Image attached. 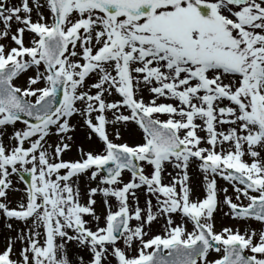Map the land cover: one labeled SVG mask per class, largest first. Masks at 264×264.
Masks as SVG:
<instances>
[{
  "label": "snow or ice",
  "instance_id": "obj_1",
  "mask_svg": "<svg viewBox=\"0 0 264 264\" xmlns=\"http://www.w3.org/2000/svg\"><path fill=\"white\" fill-rule=\"evenodd\" d=\"M9 39L0 43V137L13 131L8 144L0 139V198L13 175L26 187L16 207L0 202L6 227L17 231L0 264H74L69 243L89 253L88 264H111L109 256L115 264H264V0H0V41ZM114 94L120 99L109 101ZM74 117L102 150L78 148L80 159L67 160ZM115 123L137 125L142 142H114L108 125ZM193 162L202 199H192ZM166 166L176 170L168 183ZM83 174L97 182L86 203L77 183ZM217 177L233 195L218 189ZM219 204L262 228L216 231ZM158 217L160 234L148 236Z\"/></svg>",
  "mask_w": 264,
  "mask_h": 264
},
{
  "label": "rangeland",
  "instance_id": "obj_2",
  "mask_svg": "<svg viewBox=\"0 0 264 264\" xmlns=\"http://www.w3.org/2000/svg\"><path fill=\"white\" fill-rule=\"evenodd\" d=\"M12 2H13V3H16L17 0H12ZM40 2L43 4V0H40ZM30 3H31V0H30ZM41 10L45 13V15H47V9H46V8H42ZM36 18H37V17H36V12H35V8H34V11H33V20H35ZM27 34H28V33L26 32V33H25V37H24V40H25V44H26V46L28 45V41H29V38L27 37V36H29V35H27ZM5 42H7V43H9V44L12 43V42L10 41V39L7 40V41H0V43H5ZM91 80H92V82H91ZM89 82H91V83L95 82L94 77H93V78H89V79L87 80V83H86L87 85H85V88L88 87V84H91V83H89ZM112 97H115L116 100H119V99H120V97H119L118 95H115V94H114ZM109 101H112V100H109ZM145 102L147 103L148 101L145 100ZM161 102H163V100H160V99L157 100V103H161ZM172 102H173V101H172ZM174 102H175V101H174ZM163 103H164V102H163ZM122 111H123L125 114H128V113H127V110L122 109ZM94 115H95V114H94ZM106 115L108 116L109 119H112L111 113H106ZM76 118L79 119V120L77 121V123H78L83 129H85V130H87V131L89 132V130L87 129V127H86V126H83L82 123L80 122V118H79V117H74V119H76ZM161 118L163 119L164 117H161ZM74 119H72V120H74ZM71 122H72V121H71ZM198 122H199V121H197V123H198ZM72 123L75 124L74 122H72ZM111 125H113V126H116V125H118V126H123V127H125V128L131 126V127L136 128V129L139 131V137H133V136H132V139H128L126 135H124L123 133H121L120 130H118L119 133H120V139H119V140H116V138H115V132H116L117 130H112V129H111L110 132H109V129H108L109 137H110V139H112L114 142H116V143H128V144H130V145L142 142V132H141V130L138 128V126L135 125L134 123H129V124H127V125L122 124V123H115V124H111ZM108 126H110V125H108ZM16 127H17V128H20V127H22V125L18 122L17 125H16ZM12 131H13L12 127L7 128V132L5 133V135H4L3 137H0V139H3V140H4L5 144H8V143H9L7 137H8V135H10V134L12 133ZM87 131H86V132H87ZM198 132H199V130H198ZM70 135L72 136V141H71V143H72V147H71V149L67 152V154L63 156V159H67V160H77V159H80V154H79L78 148H83V145H82L81 143H85V144H86L87 141L85 140V141H82V142H81V140L78 139V138L75 136V133H74V132L70 133ZM200 135L203 136L204 133L201 132ZM93 137H94V135H93ZM93 137H92V139H94V141H95L98 145H100V142H99L98 140H96L95 137H94V138H93ZM55 139H56V138H55L54 136L51 137V138L49 139V143H52ZM26 146H27V145H26ZM98 148H100V147H97V146H94V147H93V146H92V147H88V146H86V147H84L83 149H84L85 151H88V150H99ZM101 150H102V149H101ZM197 164H198V162L194 163L193 166H194L196 172H198V173L201 174V172H200L199 169H198ZM144 167H145V174H148V172L150 171V166L145 165ZM175 171H176V170H174L171 166H166V168H165V173H164V180H163V182H164V183H168L170 177H168L167 173H168V172H172L173 175H175ZM80 178L83 179V180H87V181H89V182H94V181H92V180L89 179L88 174H83V175L80 176ZM123 178H124L125 181H127L128 179H130V174L125 173ZM192 178H193V176L190 178V181H189V186H190V187H191V185H192V183H193V179H192ZM12 179H13V180H16V182L21 186V190H22L21 193H22V196H23V198H24V196H25V193H24L25 185L23 184V182L21 181V179H20L18 176H16V175H13V176H12ZM199 180H200V182H201V185L199 186V184H198V186H197L198 194H197V196H194V195L192 194V199H194V200H195V199H202V198L204 197V195H205V193H204V188H203V184H202V180H203L202 174H201V177H199ZM195 181H197L196 178H195ZM220 185H222V187H227V188H228V194H229V195H233L231 186H230L229 184H227V182L224 181L223 179L217 177V187H218V189H219V186H220ZM223 185H224V186H223ZM96 186H97V184H95V187H96ZM191 188H192V187H191ZM8 191H9V190H8ZM223 196H224V194H223L222 192L218 193V198H219L220 200H223ZM136 197L138 198L139 206L141 207V209H144V208L146 207V203H145V201H146V199L148 198V197H147V194H146V192H145V190H144V188H141V189H137V190H136ZM23 198H22V199H23ZM94 198L96 199V204L94 205V208H95V210H96V213H97L98 215H100V216L103 218V216H104L105 213H106V209H105V206H104V203H103V197H102L99 193H97V195H96ZM233 198H234V197H233ZM22 199H20L19 201H13L12 203H7V202H6V203L8 204V207L12 208V207H16V206L22 201ZM86 199H87V195H86L85 197L82 198L81 203H86ZM2 201H3V198H2ZM2 201H1V202H2ZM152 202H153V205H155V198H152ZM109 203L113 205V210H116V208H115V204H116V202H115L114 198H110ZM129 204H130V207L134 206V204H135V200H133L132 197H129ZM223 208H224L227 212L229 211V209H228V207H227L226 205H223ZM98 209H99V210H98ZM153 210L155 211V208H153ZM216 211H217V210H216ZM216 211H215V213H216ZM0 217H1V218H4L2 215H0ZM229 218H230V216H229ZM85 219L91 221V223H90L89 226H92V225L95 224V221L91 220L90 217H85ZM224 220H227V219L225 218ZM224 220H222V221H224ZM239 221H241V223H240L239 226H237V227H234V226H232V225L228 226V225H226V223L222 222L221 225H219V226H218V225H215V227H216L215 230H216V231H219V230H221V229L224 228V227H231V228H233V229H237V228H238V229H240L241 232H243V231H244L245 229H247V228L256 229V230H258V231L262 228V225H260L258 222L254 221V220H250V221H242V220H239ZM177 222H182V221L179 219V217H177ZM130 223H131L132 225H135L137 222L133 220V221H131ZM16 224L18 225V228H19V229H23V228L25 227L24 224H23L22 222H18V221H17ZM163 225H164V219H163L162 217H158L157 220L153 221L152 224H151L150 226H146V229H145V230L148 232V236H151V235H154V234H160V232H161V230H162V228H163ZM13 226H16V225L13 224ZM101 226H103V219H101ZM187 227L189 228V230L191 229V225H190V224L187 225ZM17 230H18V229H17ZM9 235L13 237V235H12L11 232L9 233ZM147 238H148V237L146 236L145 239H147ZM5 240H6V239H5ZM118 244H119L121 247H123V243H122V241H118ZM17 245H18V247L21 246L20 241H18V240L15 242V248H14V252H15V253H18V251H19V249L17 248ZM69 245L76 246V245L73 244V243H69ZM69 245H68V246H69ZM3 248H4V246H3L0 250H2ZM16 249H18V250H16ZM128 254H129V255H134V254H135L134 249H133V250H128ZM215 255H216L215 253H210L209 259H212ZM80 256H83V258H84V264H87V263H88V260H89V253H88L86 250H85L84 252L79 253V255L75 258V260H73L74 264H79V257H80ZM13 258L15 259V258H16V255H14ZM110 262H111V264H115V260H114V258L110 257Z\"/></svg>",
  "mask_w": 264,
  "mask_h": 264
},
{
  "label": "bare ground",
  "instance_id": "obj_3",
  "mask_svg": "<svg viewBox=\"0 0 264 264\" xmlns=\"http://www.w3.org/2000/svg\"><path fill=\"white\" fill-rule=\"evenodd\" d=\"M29 35V34H27ZM29 38V36H27ZM92 82V80H91ZM89 82V83H91ZM87 83V81H86ZM85 83V85H87ZM89 85V84H88ZM142 96L144 98V100L146 101H149V99L151 98V95L147 92L146 89H143L142 90ZM108 100H116L115 97H108L107 98ZM160 100H163L164 103H176V102H172V100H166L164 98H160ZM74 119V118H73ZM79 119L76 118L74 120H72V122H74L76 125V128H75V136L82 141H87V143H81L83 145V148L88 146V147H94V146H97V147H100V145H98L93 139H89L88 138V131L83 129L78 123ZM71 122V123H72ZM219 127V126H218ZM224 127H227V126H224ZM10 128V127H8ZM108 129H109V132L110 130H120L121 133H123L124 135L127 136L128 139H132V136L133 137H139V131L134 128V127H123V126H113L110 124V126H108ZM87 131V132H86ZM108 132V133H109ZM198 134L200 135L201 132H198ZM100 149V148H98ZM245 159H249L247 156L245 157ZM188 172H189V177L191 178L193 176V183L191 185V189H192V194L194 196H197L198 194V190H197V186L199 184V186L201 185V182L199 180V177H201V174L196 172L193 164L190 165L189 169H188ZM12 178V177H11ZM195 178L197 179V181H195ZM13 184H12V187L9 189L8 191V195H7V199L6 200H3L2 202H7V203H12L13 201H19L20 199L23 198L22 196V193H21V186L16 182V180H13ZM190 181V180H189ZM78 185H79V189H80V193H81V200L83 197L86 196L87 194V191L89 189V187H95V184H97L96 181L94 182H89L87 180H83L81 179L80 177L78 178V181H77ZM224 186V185H223ZM219 188H223L222 185L219 186ZM220 200V199H219ZM222 201V200H221ZM99 210V209H98ZM225 213H227V211L223 208V204H219L218 207H217V211L216 213H214V224L215 225H221L222 222L226 223V225L230 226H234V227H237L239 226V224L241 223V221L239 220H234L232 219L231 217L229 218V215H226ZM227 219V220H224V219ZM224 220V221H222ZM17 221H13L12 223L16 226H13L14 229H18V225L16 224ZM216 228V227H215ZM9 229L6 227V223H5V218H1L0 217V249L5 246V243H6V238L9 236ZM12 235H13V238L16 237L17 235V231H11ZM17 248L19 249L20 247H18L17 245ZM16 249V250H18ZM81 251V248L77 247V246H72V245H69L68 246V254L70 256L71 259L75 260L76 256L79 254V252Z\"/></svg>",
  "mask_w": 264,
  "mask_h": 264
}]
</instances>
